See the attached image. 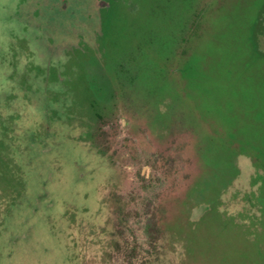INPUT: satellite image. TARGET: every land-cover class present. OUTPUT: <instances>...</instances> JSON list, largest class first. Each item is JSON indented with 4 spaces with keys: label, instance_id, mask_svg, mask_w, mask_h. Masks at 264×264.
<instances>
[{
    "label": "rangeland",
    "instance_id": "374dc122",
    "mask_svg": "<svg viewBox=\"0 0 264 264\" xmlns=\"http://www.w3.org/2000/svg\"><path fill=\"white\" fill-rule=\"evenodd\" d=\"M16 1L0 0V264H67L73 245L74 264H120L111 239L119 219L127 240L145 246L151 215L162 226L163 264H262L244 260L255 236L241 221L247 198L255 209L264 201L254 193L261 178L247 154L228 157L219 145L227 84L245 106H264V85L255 89L264 56L252 54L244 33L263 0L235 8L227 0H116L104 37L79 55L83 65L76 51L64 64L83 80L73 89L65 78L61 91L26 94V102L5 76L8 44L21 31ZM46 15L51 36L69 40L70 17ZM37 42L54 57L50 81L58 80L65 47L44 32ZM27 43L16 40L18 52L31 54ZM38 52L24 64L34 74L45 68ZM7 76L32 87L14 66ZM255 218L251 232L264 235V218Z\"/></svg>",
    "mask_w": 264,
    "mask_h": 264
},
{
    "label": "trees",
    "instance_id": "16d2710c",
    "mask_svg": "<svg viewBox=\"0 0 264 264\" xmlns=\"http://www.w3.org/2000/svg\"><path fill=\"white\" fill-rule=\"evenodd\" d=\"M235 3H237V0H227L225 4L228 5L229 8H235ZM253 17H255V15ZM199 23L200 22H198V20L193 21V26L195 28L193 33L196 35V31L199 30ZM256 23V26H252L249 24V21H247V24L245 25L244 33L248 36L249 40L255 37L258 39L260 36H264V22H260L259 20ZM252 52L253 54L257 53L254 50ZM258 55L264 56V54ZM259 85H264V80L259 82L258 85H255V89H257V86ZM226 86V92L223 93V97H226L228 103L226 106H223L225 107L223 108V146L219 144L218 145L223 147V153L228 155V157L232 155V152L237 151L235 153H245L251 158L255 177L257 174L261 178L259 180L261 189L257 188L259 190L256 189L257 191L254 193L257 194L260 193L259 191H263L260 194L264 196V106L250 107L247 105L245 109L243 107L242 109L237 108L239 104L243 105V99L245 96L242 97L239 93L240 91L230 86V84ZM241 90L244 92L245 88ZM249 96L252 97L253 94H249ZM263 196L262 199L264 198ZM263 202L260 203L259 209H255L252 206L250 197L247 198L245 200L244 206H247L246 213L248 215L241 220L244 225L246 224V227L249 230V233L247 232L248 235L255 236V240L250 241V246H247L248 248L250 247V249L243 252L245 258L244 260L246 261L248 257H250V259L256 257L258 258L259 263L261 262L262 264H264V235L262 233L259 234L258 232H256L254 235V232H251L254 229L251 220L255 221V217H259V215L260 217L264 218L262 214V212H264ZM119 220L120 221L117 224V229L114 230L115 232L112 234L111 239L114 242L113 245L116 249L115 252L119 253V256L120 253L122 254L120 264H163L162 260L164 259L166 247L162 244L163 240L160 237L162 226L159 225V219H157L156 216L151 215L145 221L143 226L145 233V246H143L141 243H138L136 238H133L130 241L127 240L126 236L124 235V229H119L124 227L122 224V222L124 223V221H122L124 219ZM229 226L231 225L227 224V226L224 228H227L229 233L234 234L232 228ZM259 238L263 239L260 245L257 242ZM255 247H258L259 251L256 252ZM71 248V257L69 258L67 264H74L76 261L75 251L78 250L74 248V245L71 246ZM253 248L254 250H252Z\"/></svg>",
    "mask_w": 264,
    "mask_h": 264
},
{
    "label": "flooded vegetation",
    "instance_id": "af4514ba",
    "mask_svg": "<svg viewBox=\"0 0 264 264\" xmlns=\"http://www.w3.org/2000/svg\"><path fill=\"white\" fill-rule=\"evenodd\" d=\"M115 1L116 0H17L14 5V11L12 12V15L21 24V31L20 33H17L18 35L14 36L11 39L8 44V51L6 52L7 57L12 55L14 58L13 60H15V63H12L13 60L10 63V60L7 59L9 69L5 70V76L11 79V82H14L13 85H10L12 89L10 92L14 93L17 90V97H21L20 99L26 102V99L24 98V95L26 94L34 95L35 93L39 92L46 93V91H48V88H56V90L58 89L57 91H61L63 89L61 82H64L66 79L67 82L70 81L72 83L70 85L72 88L73 86H77L79 80H83L81 71L79 69H71L70 71L72 73L66 75L63 69L64 64H66V62L71 59V57L73 56V52L76 51L75 53L77 54V61L81 62L80 64L83 65L82 61L79 58V55L84 54V47H93L97 42V38L100 39L101 37L102 39L104 37V26L107 27V25L109 24L107 18L110 17V15L112 16L113 14H115ZM47 12L53 13L55 15L58 14L59 16L66 15L67 17H70V23L68 21L65 23L71 24L74 30L70 32L69 36L71 38L69 37V40L63 37L55 39L51 36V34L49 33V29L51 28L50 26L53 23L48 20V15H46ZM92 15L94 16L93 19ZM80 16L83 17L81 18ZM36 24H38L39 26ZM56 25L60 26L59 23H56ZM76 25H80L81 28L92 27V29L88 32L84 31V33L82 34L80 31L75 29ZM41 32L49 35L52 38V41L54 43H57L56 45H59L60 43L65 47L64 52H61L59 54V62L58 65H56V69H58L57 73L59 75L58 80L54 79V81H50V77H52L51 74L53 73L52 68L55 67V65L52 66L53 64L51 62V59H53L54 57H52L51 55L47 56L45 53V47H41L40 45H38L39 43L37 42V40ZM262 37L264 38V36ZM20 39H26L27 41H29L27 45L30 47V51L32 52L31 54H26L22 51L18 52L16 40ZM79 39H81V41L79 42V44H77V41ZM262 44L264 45V40L262 41ZM79 45H81V47H78ZM33 50L34 52L39 51L38 55L40 54L41 57H44L42 61L43 64L41 66L45 68L41 73L38 74H34L30 70L24 68V64L27 62V59L35 58V54L37 53H33ZM89 57L93 58L94 56L90 55ZM0 62H2V60ZM11 64L15 67L16 73L19 74L22 72L25 77L24 79H27V81H31L30 85L32 87L24 88L22 86H19L12 77L7 76L10 68L13 67L11 66ZM18 64H20V67L18 66ZM89 68H91L92 70L91 66ZM89 77L90 76L88 75L86 76V78ZM48 78L49 81H47ZM55 80L59 84H56ZM74 81L76 84H73ZM82 86L84 87L83 84ZM90 87H94L92 81H90ZM77 90H81V86L77 88Z\"/></svg>",
    "mask_w": 264,
    "mask_h": 264
},
{
    "label": "water",
    "instance_id": "95a60500",
    "mask_svg": "<svg viewBox=\"0 0 264 264\" xmlns=\"http://www.w3.org/2000/svg\"><path fill=\"white\" fill-rule=\"evenodd\" d=\"M260 10L258 11V13L255 14V17L251 18L250 21H249V24L252 25V26H256L257 25V21L260 20L264 22V0H263V3L261 5V7L259 8ZM246 35V34H245ZM246 41L249 43V47H250V50H254L256 51L257 53L256 54H264V50L260 49L258 46H257V37L249 40L248 39V36L246 35ZM253 54V53H252ZM229 85V84H227ZM228 101L226 102V105H227ZM225 105V106H226ZM249 105V104H247ZM250 107L252 106L251 104L249 105ZM242 107L245 109L246 106L243 104V105H238L237 108H240L242 109ZM251 119V118H250Z\"/></svg>",
    "mask_w": 264,
    "mask_h": 264
}]
</instances>
